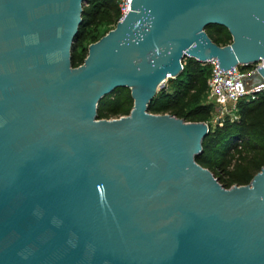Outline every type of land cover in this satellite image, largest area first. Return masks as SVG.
Listing matches in <instances>:
<instances>
[{"label":"water","instance_id":"obj_1","mask_svg":"<svg viewBox=\"0 0 264 264\" xmlns=\"http://www.w3.org/2000/svg\"><path fill=\"white\" fill-rule=\"evenodd\" d=\"M84 2L0 0V264H264V167L226 188L209 124L149 111L186 57L264 61V0H132L74 67ZM122 87L130 114L98 118Z\"/></svg>","mask_w":264,"mask_h":264},{"label":"trees","instance_id":"obj_2","mask_svg":"<svg viewBox=\"0 0 264 264\" xmlns=\"http://www.w3.org/2000/svg\"><path fill=\"white\" fill-rule=\"evenodd\" d=\"M121 0H85L83 21L73 45L72 63L78 67L84 63L88 49L83 43L91 30L117 24L122 17ZM107 30L101 37L107 34ZM206 32L221 46L232 43L229 30L220 25H210ZM101 37L93 36L94 42ZM79 48H82L79 51ZM184 69L175 78H169L149 105L155 114H172L189 122H207L211 119L214 106L202 99L207 93L211 66L194 58L183 60ZM134 100L131 90L117 88L99 103L98 118L112 119L130 114ZM239 118H226L223 125L212 128L203 141V152L196 161L210 169L226 188L249 184L255 174L264 167V92L254 100L239 102Z\"/></svg>","mask_w":264,"mask_h":264},{"label":"built area","instance_id":"obj_3","mask_svg":"<svg viewBox=\"0 0 264 264\" xmlns=\"http://www.w3.org/2000/svg\"><path fill=\"white\" fill-rule=\"evenodd\" d=\"M131 1L121 0L122 17L130 10ZM208 64L211 66V74L207 82V92L209 99L218 105L219 125L222 126L221 120L224 118H229L231 121L239 118L238 105L241 100H254L264 92V82L254 85L253 81L248 80L250 75L257 73L260 67H264V61L248 66L238 64L228 70L221 69L217 59L210 60ZM247 67L248 69H244Z\"/></svg>","mask_w":264,"mask_h":264},{"label":"rangeland","instance_id":"obj_4","mask_svg":"<svg viewBox=\"0 0 264 264\" xmlns=\"http://www.w3.org/2000/svg\"><path fill=\"white\" fill-rule=\"evenodd\" d=\"M115 26H116L115 24H110V25L102 26L98 30H91L88 39L83 43V48H87L92 43H94V41L92 39L93 36L96 35L98 37H101V35H103L107 30L110 31V30L114 29ZM81 49L82 48H79V51H81ZM244 69H248V67L244 68ZM168 83H169L168 80L165 81L163 86H166ZM202 100L204 102H207V103H212V105L214 106V108L212 110V114H211L212 115L211 119L208 121V123L211 125L212 128H215L220 123V118H219L218 113H217L218 105L213 100L209 99L208 92L206 93V95L204 96V98ZM225 119L226 118L222 119L221 121L224 123Z\"/></svg>","mask_w":264,"mask_h":264}]
</instances>
